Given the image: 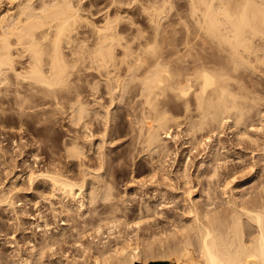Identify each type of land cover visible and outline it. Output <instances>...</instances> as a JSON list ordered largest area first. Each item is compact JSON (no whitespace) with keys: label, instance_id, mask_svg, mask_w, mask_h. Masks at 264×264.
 Masks as SVG:
<instances>
[{"label":"rangeland","instance_id":"obj_1","mask_svg":"<svg viewBox=\"0 0 264 264\" xmlns=\"http://www.w3.org/2000/svg\"><path fill=\"white\" fill-rule=\"evenodd\" d=\"M24 1L17 2H23L24 5L34 3L36 6L39 0H32V3L29 2L31 0ZM79 1L75 0L73 5L78 8L82 19L87 20L83 21L86 24L79 29L88 33L89 37L95 28H102L109 19V23L115 26L127 44L136 46L149 39L153 41L154 31L160 28L165 33L158 31L163 33L160 35L157 32L158 37L165 45L173 38L172 34L177 27L193 24L188 17L191 10L189 0H167L166 4L162 0ZM0 4V8H5L11 1L0 0ZM259 29L262 33L258 32L259 35L253 36L251 44L258 55L250 54L247 61L249 63L242 65L238 72L244 89L249 94V116L240 128L232 126V123L225 125L223 136L216 137L217 139L215 135L209 134L214 138V145L220 142L219 146L221 143L227 146H223L227 149V154L220 153L221 151L220 154H215L218 155L217 158L221 157L219 164L223 166L225 163L232 169L231 172L236 169L233 177L229 178L235 183H230L231 186L226 191L223 189L224 174H217L219 177L214 174L211 163L215 156L207 155L209 149H201L203 152L194 155L197 152L195 143H198L199 135H206V130L199 131L198 138L197 133L193 138V135H188V131H184V125L180 128L171 122L173 138L167 139L170 152L167 155L154 152L153 165L148 161L151 159L150 155L142 151L140 140L134 137L136 128L132 127L134 125L131 121H134L135 116L128 115L126 108L110 107L104 100L94 103V77H87V80L84 78L79 82L80 100L85 107L81 104L85 112L83 111L84 117L79 119L69 102L72 95H66L62 104L57 106L55 99L50 97L55 101L53 102L48 96L45 100L52 102L42 106L40 104L43 101L39 96H31L26 92L18 94L12 76L10 80L0 82V200L4 201L0 203V264H22L23 259L31 260V264H85L93 261L94 253L98 255L103 249L101 247L106 245L114 249L115 246L120 247L125 239L141 244L146 250L148 244L153 243L152 250H148V254L152 256L149 261L161 260L159 257L167 249L160 247L159 242L166 241L174 246L181 244L189 235L192 217L186 209L189 202L183 201L187 196V188H192V199L198 201L204 210L213 209L207 207L209 197L219 206L216 210H220L227 199L235 196L238 197V202L254 197L256 193L253 186L258 183L259 177L263 178L260 170L264 167V161H261L264 159V145L259 147L264 142V22ZM92 38H89L90 41H93ZM21 100L24 101L23 106L20 105ZM170 109L169 115L176 121L180 117V121L182 113L178 114L172 107ZM107 111L111 112L109 116L113 122L108 124L112 126L111 134L103 132L105 122L110 118ZM140 112L141 108L132 110L135 114ZM94 127H97L95 131ZM253 140L256 144H253ZM72 142L80 147L84 155L80 153L79 157L70 156ZM99 152L106 156L105 160H109L105 162L104 168L99 167L98 160L95 159ZM162 168L169 171L172 182L161 177ZM185 168L186 174L191 178L188 185H184L181 176ZM256 171L258 172L255 173ZM46 172L63 174V177L77 182H81L86 176L89 191L96 186L101 190L95 192L99 198L96 202L89 203L88 191L85 193L86 197L80 194L76 200L69 197L64 199L57 192H51L50 182L40 175ZM30 176L34 177L33 181ZM219 178L222 179L221 182L218 181ZM102 185L109 189L106 198L100 197L101 193H105L99 189ZM233 186L238 187V190H232ZM222 190L227 193L224 194ZM82 202L84 207L79 205ZM61 209L68 219L61 217ZM64 221L66 225L62 224ZM46 224H49L48 227H44ZM197 242L195 237L191 239L193 246L188 245L191 251L197 246ZM45 244L49 246H46L42 259L38 262L36 258L39 257L35 256L33 260V247L40 249ZM168 262L172 264L171 261Z\"/></svg>","mask_w":264,"mask_h":264},{"label":"bare ground","instance_id":"obj_2","mask_svg":"<svg viewBox=\"0 0 264 264\" xmlns=\"http://www.w3.org/2000/svg\"><path fill=\"white\" fill-rule=\"evenodd\" d=\"M9 1V6L0 8V82L10 80L12 76L16 92L39 96L43 101L40 104L42 106L52 102L50 97L55 99L56 102H53L57 106L62 104L66 95H72L74 98L70 97L69 102L72 108H75L79 119L82 118L85 108L80 100L79 82L84 78L87 80V77H94V103L104 100L110 107L126 108L128 115L135 116L134 121H131L134 125L132 127L136 128L134 137L140 140L142 151L150 155L151 159L148 161L151 164L154 161V152L163 155L170 152L167 148V139L173 138L170 124L174 123L180 128L184 125V131H188V135H193V138L196 133L198 138L199 131L206 130V135L208 132L207 136L199 135L196 147L192 142V147L197 149L194 155L209 149L207 155L216 157L212 158L211 163L214 166V174H224L223 189H228L230 183H235L229 178L233 177L236 169L231 172L232 169L224 165L225 163L221 166V157L217 158L218 155H215L225 154L227 146L221 143L220 147V142L214 145L212 139L214 135L215 138L223 136L224 126L230 123L240 128L249 116V94L245 91L238 72L242 65L249 63L247 61L250 54L258 55L251 44L252 37L262 31L259 27L264 22V0H189L191 10L188 17L193 22L192 26L184 27L179 22L182 27L175 28L173 38L171 36L172 39L165 45L159 40V28L154 31L157 35L153 34V41L149 39L148 42L143 41L136 46L125 43L115 26L109 23V19L105 26L97 30L92 29L90 37L87 36L88 33L79 29L86 24L83 22L86 19H82L78 8L73 5L75 0H39L36 6L34 3L24 5L23 2H17L18 0ZM162 1L165 3L167 0ZM29 2L32 3V0ZM162 31L164 30L160 32ZM48 96L50 102L45 100ZM20 102L23 106L24 101ZM171 107L176 109L178 114L182 113L180 121V117H177L176 121L170 116ZM133 108H141V112L132 113ZM110 114L111 112L107 111V116ZM96 118L94 117V121ZM111 120L112 117L107 118V122L104 120L106 128L103 132H111L112 126L108 125ZM94 128L95 131L97 127ZM210 133L213 134L212 138ZM95 134L94 132V137ZM255 142L253 140V144ZM71 144L73 146L69 152L70 156L79 157L80 147L75 142ZM262 144L264 145V142L258 144L259 147ZM262 149L264 150V147ZM82 153L84 155V152ZM100 154L99 158L97 156L95 159L98 160L99 167L104 168L105 162L109 160H105V155ZM256 164L258 165V162ZM163 168L161 177L172 182L169 171ZM218 169H223L224 172L221 174L220 170L217 172ZM186 171L185 168V173L181 172L184 185L191 183ZM47 172L40 175L50 182L51 192H57L64 199L69 197L76 200L80 194L86 197L85 193L89 190L85 174L81 182H77L63 177V174L54 175ZM260 172L263 178L259 177L258 183L253 186L256 193L254 197L243 202H238L237 196L227 199L225 206L220 210H216L219 206L211 197L208 198L207 207L213 209L204 210L198 201L192 199V188H187V196L185 195L183 201L189 202L185 204L187 213L192 217L189 235L181 244L174 246L166 241L159 242L160 247L167 249L159 258L171 261L172 264H264V167ZM30 177L33 181L34 177ZM218 181L221 182L222 179L219 178ZM100 187L99 189L105 191L100 197L106 198L108 187ZM96 190L97 186L88 192L89 203L96 202L99 198ZM232 190H238V187L233 186ZM2 202L4 201L0 203ZM79 205L84 207L83 202ZM60 213L63 214H60L61 217L67 218L63 209ZM62 224L66 225L65 221ZM193 237L198 242L191 251L188 245H191ZM46 246L49 245L45 244L40 249L33 247L32 259L38 256L39 259L36 260L39 262L44 256ZM119 246L114 249L106 245L101 247L103 249L98 255L94 253L93 261L85 264H149L152 258L148 250H152L153 243L148 244L147 250L139 243H131L130 239H125ZM23 260L22 264H31V260Z\"/></svg>","mask_w":264,"mask_h":264},{"label":"crops","instance_id":"obj_3","mask_svg":"<svg viewBox=\"0 0 264 264\" xmlns=\"http://www.w3.org/2000/svg\"><path fill=\"white\" fill-rule=\"evenodd\" d=\"M136 264H144L143 262H137ZM149 264H169L168 261L165 260H151Z\"/></svg>","mask_w":264,"mask_h":264}]
</instances>
